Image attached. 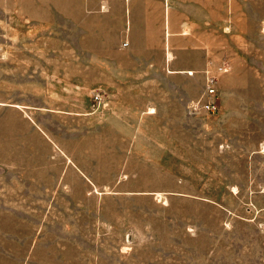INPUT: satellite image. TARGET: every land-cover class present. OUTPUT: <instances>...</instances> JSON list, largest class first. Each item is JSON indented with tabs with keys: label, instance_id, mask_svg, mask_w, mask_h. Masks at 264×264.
Returning a JSON list of instances; mask_svg holds the SVG:
<instances>
[{
	"label": "rangeland",
	"instance_id": "obj_1",
	"mask_svg": "<svg viewBox=\"0 0 264 264\" xmlns=\"http://www.w3.org/2000/svg\"><path fill=\"white\" fill-rule=\"evenodd\" d=\"M248 1L240 87L215 85L209 114L198 79L102 71L120 50L82 39L77 0H0V264H264V0Z\"/></svg>",
	"mask_w": 264,
	"mask_h": 264
},
{
	"label": "crops",
	"instance_id": "obj_2",
	"mask_svg": "<svg viewBox=\"0 0 264 264\" xmlns=\"http://www.w3.org/2000/svg\"><path fill=\"white\" fill-rule=\"evenodd\" d=\"M77 2L82 39L120 50L104 56L110 64L102 71L163 76L162 81L133 82L141 88L187 89L196 87L189 83L198 79L205 90L211 76L221 89L240 87L234 74L245 65L241 50L248 48L252 24L248 0ZM53 8L64 15L68 11L57 5ZM220 72L225 73L217 77ZM115 83L119 85L118 80Z\"/></svg>",
	"mask_w": 264,
	"mask_h": 264
},
{
	"label": "built area",
	"instance_id": "obj_3",
	"mask_svg": "<svg viewBox=\"0 0 264 264\" xmlns=\"http://www.w3.org/2000/svg\"><path fill=\"white\" fill-rule=\"evenodd\" d=\"M206 83H207L206 88L203 93L204 101L203 103H201L200 107L209 114H215L218 109V105L216 101L215 77L213 76L208 77L206 79Z\"/></svg>",
	"mask_w": 264,
	"mask_h": 264
}]
</instances>
